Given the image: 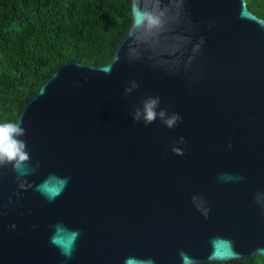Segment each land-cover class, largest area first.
<instances>
[{"label":"water","instance_id":"water-1","mask_svg":"<svg viewBox=\"0 0 264 264\" xmlns=\"http://www.w3.org/2000/svg\"><path fill=\"white\" fill-rule=\"evenodd\" d=\"M139 4L155 23L136 27L130 0L110 62L58 66L20 110L0 264L264 259V19L246 0ZM149 98L165 116L145 125Z\"/></svg>","mask_w":264,"mask_h":264},{"label":"trees","instance_id":"trees-1","mask_svg":"<svg viewBox=\"0 0 264 264\" xmlns=\"http://www.w3.org/2000/svg\"><path fill=\"white\" fill-rule=\"evenodd\" d=\"M246 7L264 19V0H246ZM130 25V0H0V124L16 123L25 101L58 66L109 63Z\"/></svg>","mask_w":264,"mask_h":264},{"label":"clouds","instance_id":"clouds-1","mask_svg":"<svg viewBox=\"0 0 264 264\" xmlns=\"http://www.w3.org/2000/svg\"><path fill=\"white\" fill-rule=\"evenodd\" d=\"M137 5V14L134 18V25L140 27L146 22L155 23L150 15L146 12L140 11L139 0H135ZM130 91V89H126ZM159 104V98H149L142 105L143 121L145 125L151 124L156 119H162L165 116V111H156ZM141 119V111L137 110L133 116L134 121ZM179 117L175 114L171 115L170 118L164 120V124L171 128L174 127ZM25 134V130L20 126L19 123L9 122L0 124V166L11 168L18 171L21 175L26 174V165L29 162V154L26 151V143L20 139ZM177 154H182L179 150L173 149ZM77 233L70 234V240H74ZM64 254H70V249H65ZM182 257L184 256L181 253Z\"/></svg>","mask_w":264,"mask_h":264}]
</instances>
